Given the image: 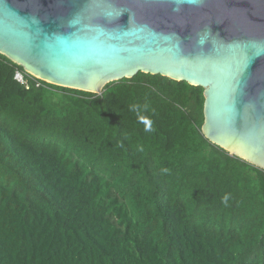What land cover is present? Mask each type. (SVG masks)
Returning a JSON list of instances; mask_svg holds the SVG:
<instances>
[{
	"label": "trees",
	"instance_id": "1",
	"mask_svg": "<svg viewBox=\"0 0 264 264\" xmlns=\"http://www.w3.org/2000/svg\"><path fill=\"white\" fill-rule=\"evenodd\" d=\"M203 110L183 80L96 94L0 54V264H264V170L211 143Z\"/></svg>",
	"mask_w": 264,
	"mask_h": 264
},
{
	"label": "water",
	"instance_id": "2",
	"mask_svg": "<svg viewBox=\"0 0 264 264\" xmlns=\"http://www.w3.org/2000/svg\"><path fill=\"white\" fill-rule=\"evenodd\" d=\"M0 54L96 94L138 72L201 86L202 134L264 170V0H0Z\"/></svg>",
	"mask_w": 264,
	"mask_h": 264
},
{
	"label": "built area",
	"instance_id": "3",
	"mask_svg": "<svg viewBox=\"0 0 264 264\" xmlns=\"http://www.w3.org/2000/svg\"><path fill=\"white\" fill-rule=\"evenodd\" d=\"M32 76H33V75H32ZM34 77H35V76H34ZM14 78H15L19 83L25 84V85L27 86V80H26V78H24L23 73H21L20 71H16ZM35 78H37V77H35ZM37 79H39V78H37ZM36 85L39 86V85H40V82H36Z\"/></svg>",
	"mask_w": 264,
	"mask_h": 264
}]
</instances>
